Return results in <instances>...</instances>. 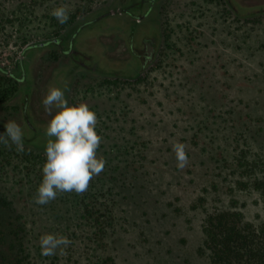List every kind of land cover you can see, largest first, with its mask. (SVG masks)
Returning a JSON list of instances; mask_svg holds the SVG:
<instances>
[{"label":"rangeland","instance_id":"rangeland-1","mask_svg":"<svg viewBox=\"0 0 264 264\" xmlns=\"http://www.w3.org/2000/svg\"><path fill=\"white\" fill-rule=\"evenodd\" d=\"M124 2L0 0V125L15 121L24 131L23 152L0 144V198L11 204L0 219L24 226L25 264L108 256L114 264H211L200 252L207 213L231 208L264 221L250 186L264 177V0H157L138 24L132 14L106 15ZM61 6L65 24L52 15ZM119 28L156 42L144 66L130 60ZM68 34L73 61L52 42ZM52 87L95 111L106 164L87 191L37 205L54 139L42 103ZM176 142L186 145L183 169ZM95 218L104 226L99 242ZM46 233L71 243L42 256Z\"/></svg>","mask_w":264,"mask_h":264},{"label":"clouds","instance_id":"clouds-1","mask_svg":"<svg viewBox=\"0 0 264 264\" xmlns=\"http://www.w3.org/2000/svg\"><path fill=\"white\" fill-rule=\"evenodd\" d=\"M52 15L58 23L65 24L69 19L68 9L61 6L53 10ZM42 103L45 111L52 116L46 128L49 138L42 166V181L37 188L34 203L46 205L56 199L59 193L75 192L81 194L88 190L94 176L99 175L106 161L98 156L102 137L97 132L98 118L88 104H69L65 90L59 87L49 89ZM53 109L55 114L52 115ZM5 132L0 133V144L15 145L18 152L24 151V131L15 121L5 125ZM173 151L177 168L183 169L188 163L186 145L176 142ZM71 241L57 233L41 235L39 246L41 255L54 256L57 250L66 248Z\"/></svg>","mask_w":264,"mask_h":264},{"label":"trees","instance_id":"trees-1","mask_svg":"<svg viewBox=\"0 0 264 264\" xmlns=\"http://www.w3.org/2000/svg\"><path fill=\"white\" fill-rule=\"evenodd\" d=\"M86 24V23H85ZM81 29L77 27L74 31ZM72 34L52 41L57 43ZM35 47V46H34ZM0 129H5L0 125ZM257 190L264 205V177H256L250 185ZM10 203L0 198V209H7ZM89 214V209H86ZM95 237L103 238L104 226L99 218L94 219ZM25 228L20 223L0 219V264H25L28 258L25 243ZM204 241L200 252L208 256L211 264H264V221L254 224L245 218L242 211L222 209L207 213L203 224ZM108 256L96 264H114Z\"/></svg>","mask_w":264,"mask_h":264},{"label":"flooded vegetation","instance_id":"flooded-vegetation-1","mask_svg":"<svg viewBox=\"0 0 264 264\" xmlns=\"http://www.w3.org/2000/svg\"><path fill=\"white\" fill-rule=\"evenodd\" d=\"M157 2V0H127V2H124L122 5H119L115 8H111L106 15H125L126 13L128 14H132L134 16V20H136V23H141L143 18L146 16V14L148 13V11L155 5V3ZM147 6V7H146ZM145 9H148L146 12H144ZM139 11V13L137 14V12ZM141 11V12H140ZM141 13L142 16H137ZM137 14V15H136ZM105 15H102L101 17H104ZM136 16V17H135ZM132 19V18H131ZM87 23V22H86ZM85 23H83L82 25H84ZM81 25V27H82ZM119 30H121V32L125 35V42L126 45L128 46V49L131 51V54L133 55V57L130 59L131 61L136 60L138 62V60H140L143 63V66L145 65V63L148 61V59L146 58V56H150L148 54V48L150 47V45H153L154 47L157 45L155 41L150 40L148 36H144L140 37L141 39L137 40L134 37V33L133 32H129L126 31L125 29L119 28ZM74 37V36H73ZM69 38L70 42L73 39ZM68 39H62V45L64 47L63 49V55L65 57H68L69 61H73L72 56L70 55H66L67 52V43L68 41L66 40ZM66 40V42H65ZM137 40V41H136ZM66 43V44H63ZM77 49V48H76ZM148 50V51H147ZM129 60V63H130ZM22 61V60H21ZM95 69L100 70L103 73H109L108 72V68H104L103 67H96Z\"/></svg>","mask_w":264,"mask_h":264}]
</instances>
